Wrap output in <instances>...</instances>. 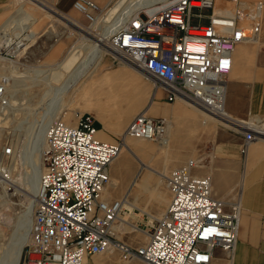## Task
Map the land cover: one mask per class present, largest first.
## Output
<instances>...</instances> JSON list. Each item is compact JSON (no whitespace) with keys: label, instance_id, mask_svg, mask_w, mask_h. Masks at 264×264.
Returning <instances> with one entry per match:
<instances>
[{"label":"built area","instance_id":"1","mask_svg":"<svg viewBox=\"0 0 264 264\" xmlns=\"http://www.w3.org/2000/svg\"><path fill=\"white\" fill-rule=\"evenodd\" d=\"M121 0L100 5L75 0L91 25L99 27L114 63L127 62L153 82V98L163 90L167 101L185 100L233 131L244 136L240 151L246 156L251 143L264 137V129L226 109L228 75L235 48L255 42L261 32L262 5L246 0H170L129 9L125 2L106 20ZM112 28L108 30V28ZM108 30V31H107ZM5 39L13 52L26 48L25 36ZM16 46L17 51L14 49ZM10 79H0L1 118L11 103ZM261 122H259L260 124ZM169 120L138 113L115 141L98 137L95 116L84 112L75 124L60 117L46 128L43 171L28 242L19 264H83L87 257L115 249L121 259H141L148 264H210L217 250L233 260L242 216L240 192L232 200L215 196L211 175H198L190 159L166 176L170 201L160 217L143 211L146 222L134 224L125 217L140 210L130 208L128 194L108 200L103 194L110 183V167L125 146L126 137L164 144ZM16 148L5 142L0 149V178L6 174L3 159ZM133 184L130 186V190ZM0 205V216H1ZM143 218V219H144ZM131 225L145 239L137 244L119 237L120 227Z\"/></svg>","mask_w":264,"mask_h":264},{"label":"rangeland","instance_id":"2","mask_svg":"<svg viewBox=\"0 0 264 264\" xmlns=\"http://www.w3.org/2000/svg\"><path fill=\"white\" fill-rule=\"evenodd\" d=\"M94 1L101 4L97 0ZM127 1L128 0H126V2ZM133 1L134 0H130V2ZM52 4L56 6L58 10L57 13L49 8L54 7ZM222 6H228L231 9L234 4L226 2L225 0H217V7ZM21 7L33 12L37 17V20L32 26L35 34L27 39L26 48L21 52H13L9 46H4L5 43L0 44V79L3 75L17 78L15 86L10 90L11 102L14 106L12 105V109L9 113L5 112V115L1 119L4 128L0 131V149L3 143L8 142L15 146L16 153L12 157L3 159V165L5 166L6 173L9 175V181L7 184L3 182L0 183V205L2 209L0 216V262L9 254V258H12L11 255L14 254L13 245L17 242V239L26 234V225H28L27 215L28 212L30 213L31 211L34 216V207L37 200L36 195L40 186L38 180L36 186L37 191L34 193L30 188L34 185L33 176L36 171L39 175L38 179H40L42 171V143L40 145L41 149L37 151L33 139L35 130L33 127L34 124L24 123V125H22L21 122L26 117L29 120H34L37 115L36 112H40L43 109V103L47 100L50 101V98L55 96L57 90L65 88L61 104L55 117L58 116L67 123L75 124L80 113L89 111L97 117L99 112L101 115L100 119L107 123L105 125L107 128L106 130L113 134L114 138L98 137L103 140L115 141L124 132L134 116L141 113L146 107L150 94H152V101H154L152 81L136 71L137 69L132 65L125 62L112 64L110 62L111 56L108 50L102 52V60L94 69V77H92L93 75H90V77H86L85 75L82 76L76 84H69V80L72 81L80 74V70H83V64H85L84 58L86 57L84 54H86V49L92 42L85 38L84 41L73 23L64 19L65 17L60 16L62 13L66 15L64 13L65 10L60 7V0H9L7 10H5L3 16H0V26L7 24L6 27H9L11 25L9 29L12 28L17 32L15 34L16 37L19 35L26 36L29 33L26 28L24 31L19 26L20 23H23L22 20L24 19L22 17L23 14L20 13ZM66 12L73 14L83 26L92 28L94 32L99 30V23L93 27L86 19L85 15L75 8L74 5ZM13 17L15 20L12 19ZM12 37L14 38L15 36ZM259 42L251 43L257 45ZM94 59L95 56L92 60ZM74 60L76 62H74ZM91 62H88L86 67L89 68ZM93 62H95V60ZM92 67L94 68V66L90 68ZM117 69L131 70L133 73L128 76L132 78L133 74H135L134 82L139 87L140 92L139 99L134 102L136 103L135 114L126 121H124L123 111L125 112L124 109L126 107L124 101H130V97H128L129 89L121 85L118 87H110L116 92H114L115 94H109L104 90L105 88H102L103 84L100 83L101 77L99 76ZM21 73L23 75H21ZM178 101L181 102L179 106L186 110V114L184 113L180 118L174 117L172 132L176 134L171 142L168 140L167 146L155 140L145 139L151 143V153L147 156L140 154L135 155L132 152L128 153L125 146H123L119 157L115 159L110 167V169L116 171L117 180L110 174V183L107 185V190L104 192L103 196L111 201L120 199L125 195V192L120 195H115V193L111 192L110 185L112 181H117L120 185L126 183L128 185L130 184V186L132 184L134 185L132 179L141 167V160L157 170H151L148 167L143 168L138 182L134 185L135 192L128 198L131 202L130 208L137 207L140 209L139 211L136 210L135 212L125 215L128 221L134 224H136L139 219L144 221L147 220L143 217V211L149 212L154 217H160L164 210V206L170 201V190L167 185L166 176L169 175L173 169L190 159H196L198 161L195 172L203 176L211 175L214 185L213 169L217 161L223 157L224 154L216 145L213 127H211L210 124H202V121L203 119H206V121L212 120L214 122V128L219 126V121L207 116L199 108L191 105L185 100H177L176 102ZM155 102L150 112L146 113L147 115L158 117L160 114H153L151 110L174 107V102L168 103L164 100H157ZM193 109L198 111L201 116ZM195 115L199 118V125L194 129L190 127L189 123L191 118ZM161 116L167 117L165 115ZM250 117L258 118V116L254 114H251L249 118ZM221 127L228 128L223 125H221ZM44 132L42 137H44ZM38 153L40 154L38 155ZM124 153H128L129 161L126 165L120 166V158ZM241 157L244 164L247 160V155L243 156L241 154ZM160 173L165 174V176ZM240 181L241 180H239L235 186L234 192L236 195L241 191L239 189L241 185ZM3 186L5 187L4 192H2ZM7 192L10 194L8 195ZM119 229V237L129 243L137 244L138 242H142L146 237L141 230H135L131 225L123 224ZM13 235L17 238H13ZM218 252L219 257L216 255L212 264H227L228 260L224 251L219 249Z\"/></svg>","mask_w":264,"mask_h":264},{"label":"crops","instance_id":"3","mask_svg":"<svg viewBox=\"0 0 264 264\" xmlns=\"http://www.w3.org/2000/svg\"><path fill=\"white\" fill-rule=\"evenodd\" d=\"M73 1L75 2V0H60V7L65 10L64 12H66L72 8V5H74ZM97 1H99L101 3L100 5L103 6L110 0ZM246 1L260 2L262 5V26L259 39L256 41L259 42L260 40V42L257 45L252 44L251 42H243L235 48L233 53V67L228 75L226 109L235 117L249 119L250 121L253 119L261 121L262 124L260 126L262 129H264V0ZM8 2L9 0H0V16H3L5 10H7ZM110 62L115 64L112 59ZM112 72H120L123 74V81L119 85L125 86V88L129 89V86L133 84L135 74H133L132 78H129L130 76H128L129 74L131 75L133 73L131 70L117 69ZM112 72L99 76L101 77L100 83L103 84L102 88H105L104 90L108 89L106 90L107 92L111 86L103 83V80L108 74ZM140 74L142 73L140 72ZM151 98L152 95L150 94L148 96V103L150 104V107L147 103L146 107L141 112L145 110V113H149L150 109L153 108V103L155 104V101L157 100H164L170 103L167 101L163 90H159L157 92L154 101H152ZM175 102L176 101H174V107L172 108L164 107L160 110L158 108L151 110V113L153 114L159 113L160 116H167L170 125L168 134L169 142H171L176 134L172 132L174 126V117L180 118L186 112L185 109L179 106L181 105L180 101L176 103ZM193 110L196 111L195 109ZM196 112L201 116L198 111ZM251 114L257 115L258 118H249ZM100 118L101 117L95 116V123L98 128V136H101L102 138H114V135L106 130L107 128L105 125L107 123L102 121ZM189 124L190 127L194 129L197 128L199 125L198 116H193ZM202 124H210V126L213 127L216 145L218 146V149H220L224 154L223 157L217 161L215 168L213 169V191L215 196L227 201L232 200L236 195L234 192L235 186L237 185V182L241 180L239 189L241 190L240 194L243 210L240 222V230L238 234L235 256L232 261L227 259V264H264V137L259 138L251 143L247 153V160L243 164L240 151L244 140L242 133L221 127L220 124L214 128V122L212 120L206 121V119H203ZM110 174L115 179L117 178L116 171L113 169H110ZM160 174L163 176L165 175L162 173ZM139 177H137L135 180L132 179L134 185H136L138 182ZM134 185L130 190V184L128 185L126 183L120 185L117 183V181H112L110 189L111 192L115 193V195H120L125 192V194H128L129 198V196L135 192ZM128 201L130 202L129 199ZM166 206H164V210ZM142 221L146 222L144 220ZM216 255L219 257L218 250ZM212 263L213 260L210 264ZM83 264L148 263L141 259H133L129 261L123 260L120 258L119 253L115 249L111 248L105 252L87 257Z\"/></svg>","mask_w":264,"mask_h":264},{"label":"bare ground","instance_id":"4","mask_svg":"<svg viewBox=\"0 0 264 264\" xmlns=\"http://www.w3.org/2000/svg\"><path fill=\"white\" fill-rule=\"evenodd\" d=\"M33 1V0H32ZM170 0H134L133 2H130V0H128L127 2V7H129V9H133V8H140V7H147V6H152V5H155V4H159V6H163V5H166ZM129 3V4H128ZM51 6V5H50ZM54 7H49L50 9H52L53 12L57 13V8L55 5H52ZM20 13L23 14V23L19 24L20 28H22V30L25 31V28L27 31H29V33L25 36L26 39H28L29 37H32L34 34H35V31L33 29V24L35 23V21L37 20V17L35 16V14L33 12H30L29 10H27L26 8L24 7H21L20 8ZM218 12H229V8L226 7V9L223 10L222 7H219L216 9ZM66 15H63L60 14V16L62 17H65L64 19H66L67 21H70L71 23H73L74 27L77 28V31L80 33V35L83 37V39H88L90 40L92 43L91 45L86 49V57L84 58L85 59V64L84 65V68L83 70H80V74L77 75L72 81L69 80V84L71 85H74L78 82V80L82 77V76H85L86 77H90V75H93L95 73V68L97 67V65L99 64V62L102 60V52L103 51H106V50H109L108 48V45H107V41H105V37L101 36L102 34H98L96 32L93 31L92 28L88 27V26H83V24H81L78 19L73 16L72 14H69L67 12H64ZM13 20H15V18L13 17L12 18ZM17 19V18H16ZM19 19V18H18ZM20 20V19H19ZM18 20V21H19ZM65 20V21H66ZM17 21V20H16ZM66 21V22H67ZM15 22V21H14ZM16 23V22H15ZM7 24L5 25H2L0 26V44L2 43L3 40L5 39H9L8 37L9 36H15V34L17 33L15 30H13L12 28L9 27H6ZM13 25V24H12ZM18 27V26H17ZM28 28V29H27ZM112 28H108V30H111L112 31ZM19 29V28H18ZM107 30V31H108ZM13 38V37H11ZM84 39V41H85ZM258 41V40H257ZM256 42V41H255ZM14 49L17 51L16 49V46H14ZM72 49V48H71ZM79 56V55H78ZM95 56V62H93L94 60L93 57ZM78 59V58H77ZM76 59V60H77ZM72 60V59H71ZM93 63H92V62ZM74 62H76L74 60ZM81 62V61H80ZM83 62V61H82ZM88 62L91 64L89 65V68L86 67V65L88 64ZM70 63V62H69ZM127 63V62H126ZM75 64V63H74ZM129 64V63H127ZM69 65V64H67ZM81 65V64H80ZM79 65V66H80ZM82 65V67H83ZM131 65V64H129ZM91 66H94V68H90ZM133 66V65H132ZM134 67V66H133ZM59 68V67H58ZM78 68V67H77ZM75 68V69H77ZM80 68V67H79ZM135 68V67H134ZM67 69V68H66ZM137 69V68H135ZM55 70V69H54ZM123 71V70H122ZM137 71L141 72L140 70L137 69ZM58 72V71H57ZM126 73V72H125ZM142 73V72H141ZM143 74V73H142ZM21 75H23L21 73ZM70 75V74H69ZM75 75V74H73ZM61 76V74H60ZM60 76L58 75V77L60 78ZM9 77V76H8ZM18 77V76H17ZM72 77V76H71ZM94 77V76H92ZM85 78V77H84ZM123 74H121L120 72H112L110 74H108L104 80H103V83H106L108 84L109 86L111 87H118L119 84L123 81ZM9 79H11V84L9 86V91L13 89V86H15V83L17 81V78H13V77H9ZM67 80V79H66ZM71 81V82H70ZM66 82V81H65ZM68 83V82H67ZM153 83V82H152ZM68 84V85H69ZM66 85V83H65ZM58 86V85H57ZM70 86V85H69ZM68 86V88H69ZM64 89L65 88H62V89H59L57 90L55 96L53 98H50V101H45L43 104V109L39 112H36L37 115L35 116L34 120H29L27 117L21 122L22 125H24V123H29V124H34V142H35V145H36V148H37V151L41 149L40 145L42 143V151H41V165H42V171H43V161H42V152H43V146L45 144V138H46V129L47 128V125L54 119L56 118L55 115H56V112L57 110L59 109V106L61 104V100H62V97H63V93H64ZM56 90V89H55ZM68 90V89H67ZM108 90V89H106ZM105 90V91H106ZM124 91V90H123ZM116 92L114 89H109V91L107 93H114ZM55 93V92H54ZM53 93V94H54ZM115 94V93H114ZM112 94V95H114ZM152 95V94H151ZM104 96V95H103ZM139 96H140V92H139V87L137 86V84L135 82H133L132 85L129 86V94H128V97H130V101L126 102V100L124 101L125 102V112L123 111L124 113V121L125 120H128L130 119L134 114H135V111H136V108H135V104L134 102H136L137 99H139ZM105 97V96H104ZM118 99V98H117ZM127 99V98H126ZM152 99V98H151ZM101 100V99H100ZM108 100V99H107ZM119 100V99H118ZM128 100V99H127ZM151 102V101H150ZM119 103V102H118ZM100 104V103H99ZM152 104V103H151ZM12 105L14 106V104L11 102L9 107H7V111L6 113H9V111L12 109ZM105 105V104H104ZM113 105V104H112ZM42 106V105H40ZM124 106V105H122ZM148 106L150 107V104L148 103ZM112 107V106H111ZM119 107V106H118ZM24 108V107H23ZM108 108V107H106ZM110 108V107H109ZM115 108V107H114ZM95 109V108H94ZM149 109V108H148ZM38 110V109H37ZM96 110V109H95ZM112 110V109H111ZM115 110V109H114ZM121 110V109H119ZM118 110V111H119ZM201 110V109H200ZM145 111V110H144ZM143 111V112H144ZM148 111V110H147ZM203 113H205L207 116L213 118L212 116L208 115L206 112H204L203 110H201ZM35 113V114H36ZM97 113V111H96ZM119 113V112H118ZM98 117H100L101 115L97 114ZM38 117V118H37ZM2 119V118H1ZM215 119V118H213ZM123 120V119H122ZM121 120V121H122ZM250 121V120H249ZM252 124H255L257 126H260L262 123L259 124V122L261 121H257L255 119L251 120L250 121ZM169 127L170 125L168 126V131H167V140L165 141V143L163 145H166L168 144V134H169ZM260 128L262 129V127L260 126ZM45 130V132H44ZM43 132H44V137H42L43 135ZM129 137V138H128ZM132 136H127L126 137V142H125V149L128 153H133L135 155H143V156H147L148 154L151 153V143H149L147 140H145V138H139V137H135V138H130ZM263 138V137H261ZM32 139V140H33ZM144 139V140H142ZM31 140V139H30ZM149 140V139H148ZM167 146V145H166ZM33 147V146H32ZM30 148V147H29ZM23 150V149H22ZM33 153V152H32ZM128 153H124L122 156H121V160H120V166L121 165H126L129 161V155ZM40 153H38L39 155ZM119 157V156H118ZM117 157V158H118ZM116 158V159H117ZM115 161V160H114ZM113 161V162H114ZM112 162V163H113ZM141 167L140 169L138 170V172L136 173V175L134 176L133 180L137 179V177H139V175H141V171L143 168H146L148 167L149 169L151 170H155L157 171L155 168L151 167L150 165H148L147 163H145L144 161L141 160ZM1 166V165H0ZM123 167V166H122ZM124 170V169H123ZM42 171H41V175H42ZM34 172V171H33ZM163 174V173H162ZM41 175H40V178H41ZM4 179H1L0 178V183H4V184H7V182L9 181V179L7 178L8 176L6 174H3L1 175ZM165 176V175H164ZM34 185L31 186V190L32 192H36L37 191V181L39 180V184H40V179L39 178V175H38V172L36 171L34 173ZM32 183V182H31ZM29 184V183H28ZM32 185V184H31ZM6 186V185H5ZM29 187V186H28ZM5 187L3 186V189H2V192H4V189ZM106 191V190H105ZM38 192H39V189L37 191V195H38ZM7 194L9 195L10 193L7 192ZM7 195V196H8ZM36 195V196H37ZM4 197V196H3ZM106 197V196H105ZM5 202V201H4ZM36 205V204H35ZM33 213V212H32ZM28 212V215H27V228H26V231L25 233L29 234L26 235H23V237L21 236L19 239H17V242L13 245V255L12 258L10 257L9 258V255L4 257L3 260H1L0 264H19V261H20V257H21V253H22V249L23 247L25 246V244L28 242L29 240V237H30V230H31V223H32V220H33V214ZM11 218V217H10ZM26 220V221H27ZM25 228V227H24ZM28 236V237H27ZM16 237L15 235H13V238ZM27 237V238H26ZM17 238V237H16ZM26 241V242H25ZM25 243V244H24ZM10 245V244H9ZM24 245V246H23ZM1 246V244H0ZM1 248V247H0ZM12 252V251H11ZM230 260V259H228Z\"/></svg>","mask_w":264,"mask_h":264},{"label":"water","instance_id":"5","mask_svg":"<svg viewBox=\"0 0 264 264\" xmlns=\"http://www.w3.org/2000/svg\"><path fill=\"white\" fill-rule=\"evenodd\" d=\"M126 2V0H121L118 4H116L111 12L109 13L108 17L106 18L107 21L111 20L119 8Z\"/></svg>","mask_w":264,"mask_h":264}]
</instances>
